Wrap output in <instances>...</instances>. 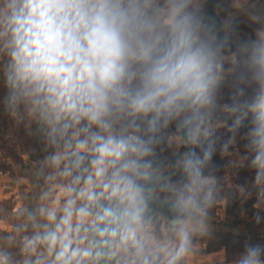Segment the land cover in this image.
<instances>
[{
    "label": "clouds",
    "instance_id": "obj_1",
    "mask_svg": "<svg viewBox=\"0 0 264 264\" xmlns=\"http://www.w3.org/2000/svg\"><path fill=\"white\" fill-rule=\"evenodd\" d=\"M0 127V264H264V0H0Z\"/></svg>",
    "mask_w": 264,
    "mask_h": 264
},
{
    "label": "crops",
    "instance_id": "obj_2",
    "mask_svg": "<svg viewBox=\"0 0 264 264\" xmlns=\"http://www.w3.org/2000/svg\"><path fill=\"white\" fill-rule=\"evenodd\" d=\"M21 163L16 162L15 164H11L6 162V167L4 170L0 171V208L17 204L19 202L20 193L27 190L26 184H18V181L26 175V173L18 167ZM220 215H223V213L220 212ZM243 223L244 222L239 218V221L232 225V227H238ZM215 250L207 251L205 249V253L210 254ZM193 264H203V262L195 261Z\"/></svg>",
    "mask_w": 264,
    "mask_h": 264
},
{
    "label": "rangeland",
    "instance_id": "obj_3",
    "mask_svg": "<svg viewBox=\"0 0 264 264\" xmlns=\"http://www.w3.org/2000/svg\"><path fill=\"white\" fill-rule=\"evenodd\" d=\"M25 160L27 157L24 155L23 145L20 143L16 132L12 128L0 127V171L4 170L6 162L15 164ZM221 213L223 212L221 211ZM233 215H235V210Z\"/></svg>",
    "mask_w": 264,
    "mask_h": 264
},
{
    "label": "trees",
    "instance_id": "obj_4",
    "mask_svg": "<svg viewBox=\"0 0 264 264\" xmlns=\"http://www.w3.org/2000/svg\"><path fill=\"white\" fill-rule=\"evenodd\" d=\"M234 210H230V214H233ZM239 221V218L237 217L236 223ZM218 237L220 242L227 243L230 239L229 236L225 235L224 232L218 233ZM217 249V245L215 243H209L208 247L206 248L207 251L215 250Z\"/></svg>",
    "mask_w": 264,
    "mask_h": 264
}]
</instances>
